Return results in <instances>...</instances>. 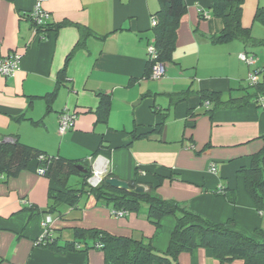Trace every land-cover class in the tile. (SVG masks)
Instances as JSON below:
<instances>
[{
  "label": "crops",
  "instance_id": "0c3cea01",
  "mask_svg": "<svg viewBox=\"0 0 264 264\" xmlns=\"http://www.w3.org/2000/svg\"><path fill=\"white\" fill-rule=\"evenodd\" d=\"M184 2L186 13L176 32L172 61L165 63L163 83L155 84L144 72L147 48L154 40L151 21L157 0H43L48 24L68 22L44 36L37 35L24 16L36 0H0V60L20 55L14 76H0V141L18 140L48 157L92 158L91 163L96 161L114 178L136 179L144 190L151 184L164 200L217 223L233 219L240 230L252 234L264 228V216L256 211L238 172L263 145L259 138L264 135V109L251 101L209 115L211 106L201 105L199 93L219 92L223 100L239 93L240 82L252 73L239 56L252 53V67L262 69L264 45L249 48L240 40L211 44L207 38L221 28L211 19V0ZM258 7L264 8V0H245L241 22L264 42V27L253 21ZM76 26L92 35L83 38ZM213 56L219 59L213 65L216 72L206 59ZM54 90L47 101L44 97ZM187 90V99L173 104L169 95ZM99 94L110 97L106 122L97 119ZM160 96L166 97V105L158 102ZM63 111L76 118L60 134ZM161 122L157 132L154 128ZM131 132L144 136L133 139ZM37 168V161H31L16 177L0 176V264H104L99 250L58 253L37 245L41 223L48 217L42 210L50 186ZM170 172L175 173L171 179ZM111 209L93 196H83L78 207H61L63 218L49 216V228L59 246L72 240V228L80 227L150 241L157 251L167 250L173 216L162 218L156 234L145 205L123 218L112 217ZM177 264L243 262L220 263L210 250L197 248L180 253Z\"/></svg>",
  "mask_w": 264,
  "mask_h": 264
},
{
  "label": "trees",
  "instance_id": "16d2710c",
  "mask_svg": "<svg viewBox=\"0 0 264 264\" xmlns=\"http://www.w3.org/2000/svg\"><path fill=\"white\" fill-rule=\"evenodd\" d=\"M158 10L152 17L155 25L152 26L155 49V58H149L146 62L144 76L150 79V71L155 62L165 65L172 61V53L176 45V32L181 17L186 13L184 0H157ZM245 0H211L209 12L211 19L218 20L221 28L217 33L207 39L213 45L227 44L233 40H240L246 47L256 48L264 45L262 40L254 38L251 29L244 27L241 22L242 7ZM30 20V13L24 14ZM202 17V16H200ZM253 21L264 27V8L258 7L254 13ZM37 35L44 36L56 32L68 22L50 25L47 22L36 26L31 22ZM81 35H92L87 28L76 26ZM254 56L252 53H246ZM257 74V82L240 87L239 97L223 100L221 93L202 91L199 93L200 103H208L211 107L206 111L212 114L219 109L241 108L251 101L259 105V100L264 98V67L253 70ZM63 76L60 75V80ZM59 80V81H60ZM189 90L175 93L170 96L173 104L184 102ZM55 90L44 98L50 101ZM97 119L106 122L109 109L110 97L99 94ZM62 113V112H61ZM60 113V114H61ZM59 114V115H60ZM162 122L154 128L160 130ZM141 138L144 134L135 135ZM263 145L261 149L250 156L248 167L241 168L238 172L244 180L246 193L252 200L258 213L264 216V135L259 138ZM96 155V154H93ZM31 161H37L38 168L44 170L50 186L47 193L48 204L45 216L63 218L61 207H78L83 196H93L97 202L111 205L112 209L123 210L127 213H137L142 205L147 207V219L154 226L157 234L160 229L162 218L173 216L175 226L170 236L168 248L165 252H159L151 245V242L135 240L128 237L115 236L98 229L72 228L73 238L65 242L63 246L57 243L54 231L50 230L51 237L38 240L37 245L64 253L82 248L84 252L95 249L103 254L104 264H177V257L183 252H192L197 248L211 251L213 257L220 263H228L241 260L243 264H264V229L257 228L252 234L240 230L233 219L224 223H217L192 211L189 207L172 200H164L154 193L151 184L146 185V190L140 193H129L111 187L106 183L113 174L107 170L101 182L96 187H91L87 180L92 175V165L88 161L70 160L63 157H48L40 150L22 144L18 140L0 141V176L16 177L28 168ZM82 167L85 172L79 171ZM174 172H170V179ZM75 175L81 177L78 188L68 186V179ZM161 178V176H160ZM158 178V179H160ZM160 181V180H159ZM130 189L143 185L134 179L127 182ZM229 202H232L231 193L226 192ZM32 212L39 211L36 206H31ZM40 213V211H39ZM57 233V232H55ZM48 238V239H47ZM46 240V241H45ZM98 245L100 247H98Z\"/></svg>",
  "mask_w": 264,
  "mask_h": 264
},
{
  "label": "built area",
  "instance_id": "2783aa9c",
  "mask_svg": "<svg viewBox=\"0 0 264 264\" xmlns=\"http://www.w3.org/2000/svg\"><path fill=\"white\" fill-rule=\"evenodd\" d=\"M42 3H43V0H36V4H35L34 8L30 12L31 22L33 24H35L36 26H40V25L44 24L48 18L47 12H45L42 8ZM151 24H152V26L155 25V21L153 19L151 21ZM147 55L149 58H152V59L156 57L153 44H150L148 46ZM239 59L241 62H243L247 66H252L254 64V59H253L252 55L241 54L239 56ZM19 61H20V55L19 54H12L8 58L0 60V76L6 77V78L14 76V74L18 70ZM164 75H165V65L163 63H160V62H155L151 68V71H150V76H149L150 79L151 80H160L164 77ZM257 79H258L257 74L255 72H252L248 77L249 84H255L257 82ZM204 106L207 107L208 103H205ZM259 106L262 109H264V98H261L259 100ZM75 118H76L75 114H71L67 111H63L59 115L58 132L60 134H63L67 129L72 127L74 124ZM191 148H193V147L191 146ZM90 160L92 162V158H90ZM91 165H92V175L87 180V183L91 187H96L101 182V180H102V178H103V176L107 170H105V167H103V168L99 167L98 164L96 163V161L94 163H91ZM211 171L215 172L214 166H211ZM37 173L40 175H43L44 170L39 168L37 170ZM110 214L114 218H123L128 213L126 211H123V210L111 209ZM50 223H51V219L49 217H47L44 221H42L41 228L43 230V234L41 236V240L44 239L45 237H48V238L51 237V235L49 233L50 232V228H49ZM98 247H100V246L98 245Z\"/></svg>",
  "mask_w": 264,
  "mask_h": 264
},
{
  "label": "rangeland",
  "instance_id": "374dc122",
  "mask_svg": "<svg viewBox=\"0 0 264 264\" xmlns=\"http://www.w3.org/2000/svg\"><path fill=\"white\" fill-rule=\"evenodd\" d=\"M262 30H264V29H262ZM216 56H213V57H211V58H206L207 59V63H211L212 65H211V67H210V69L211 68H214L213 70H214V72H216V71H219L217 68H215L213 65H215V63H217V64H219V59H217V58H215ZM206 59H204V60H206ZM202 63H203V59H202ZM244 66L246 65V64H244V63H242ZM249 67H251V72H253V70H254V68L252 67V66H249ZM209 69V70H210ZM219 73V72H218ZM163 79V78H162ZM162 79H160V80H151L150 79V81H151V83H155V84H162L163 83V81H162ZM247 80H243V82H240V85L241 86H247L248 85V77L246 78ZM240 93V94H239ZM239 93L238 92H233V96L232 97H234V95L235 96H239V95H241L242 93H241V90H239ZM225 95L226 94H224L223 95V97H225ZM138 101V100H137ZM136 101V102H137ZM167 101V99H166V97H164V96H160V97H158V102L159 103H161V104H163V105H166V102ZM80 183H81V177H79V176H75V175H72V176H70L69 177V179H68V186L69 187H71V188H78L79 186H80ZM62 212V211H61ZM53 217V216H52ZM54 218V217H53ZM264 229V228H263ZM69 234V233H68ZM68 234L67 233H65V232H63L62 233V235H63V237H66V236H68ZM247 234H250V233H247Z\"/></svg>",
  "mask_w": 264,
  "mask_h": 264
},
{
  "label": "water",
  "instance_id": "95a60500",
  "mask_svg": "<svg viewBox=\"0 0 264 264\" xmlns=\"http://www.w3.org/2000/svg\"><path fill=\"white\" fill-rule=\"evenodd\" d=\"M137 103H139V102H137ZM78 169L81 172H85V170L82 167H78ZM106 183L113 188H116L119 190H124V191L131 193V194L140 193V192L144 191V187H142V186H137L134 189H130L129 185L126 181L120 180L118 178H109L106 180ZM42 212L45 213L46 209H43Z\"/></svg>",
  "mask_w": 264,
  "mask_h": 264
}]
</instances>
